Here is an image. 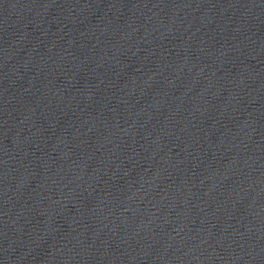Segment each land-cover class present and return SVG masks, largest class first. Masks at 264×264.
I'll return each mask as SVG.
<instances>
[{
	"label": "water",
	"instance_id": "1",
	"mask_svg": "<svg viewBox=\"0 0 264 264\" xmlns=\"http://www.w3.org/2000/svg\"><path fill=\"white\" fill-rule=\"evenodd\" d=\"M0 264H264V0H0Z\"/></svg>",
	"mask_w": 264,
	"mask_h": 264
}]
</instances>
